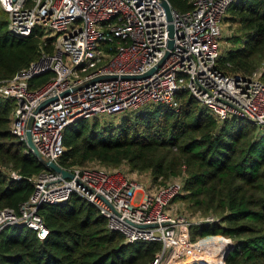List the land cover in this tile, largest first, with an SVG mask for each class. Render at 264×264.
<instances>
[{
  "label": "built area",
  "instance_id": "2783aa9c",
  "mask_svg": "<svg viewBox=\"0 0 264 264\" xmlns=\"http://www.w3.org/2000/svg\"><path fill=\"white\" fill-rule=\"evenodd\" d=\"M184 1L189 8L178 11L168 0H0L10 35L38 31L43 44L49 39L53 46L52 53L40 48L35 60L0 80V99L13 104L10 133L24 144V153H31L29 131L44 166L29 178L33 190L17 210L0 208V231L23 224L42 240L48 230L39 206L66 203L75 194L93 205L124 243L159 242L147 264H206V255L223 264L230 238L220 233L189 237L192 226L217 223L218 217L209 213L185 219L169 211L184 192V175L152 185L150 173L129 172L125 162L59 164L63 131L76 119L131 114L157 105L177 109L179 91H186L218 123L236 116L264 128L263 65L250 73L218 65L221 21L236 0ZM42 74L49 77L31 83ZM8 174L20 178L13 170Z\"/></svg>",
  "mask_w": 264,
  "mask_h": 264
},
{
  "label": "trees",
  "instance_id": "16d2710c",
  "mask_svg": "<svg viewBox=\"0 0 264 264\" xmlns=\"http://www.w3.org/2000/svg\"><path fill=\"white\" fill-rule=\"evenodd\" d=\"M168 2L178 11L189 8L184 0ZM226 12L240 35L228 37L235 46L219 58V67L250 73L261 63L264 81V0H236ZM4 16L0 80L35 60L40 48L53 52L51 40L43 44L38 31L10 35ZM48 77L39 75L31 83ZM176 98L177 109L157 105L117 124L76 119L63 131L59 164L125 162L132 170L149 171L159 183L184 175L182 195L198 210L221 215L217 223L192 226L189 237L223 234L232 241L223 264H264V128L236 116L218 123L186 91ZM12 108V102L0 99V208L17 210L33 190L29 178L44 166L32 153H24V144L10 133ZM9 170L20 178H11ZM38 214L48 230L42 240L17 225L0 231V264H147L160 249L159 242L124 243L122 234L109 230L98 210L75 194L66 203L40 205Z\"/></svg>",
  "mask_w": 264,
  "mask_h": 264
},
{
  "label": "rangeland",
  "instance_id": "374dc122",
  "mask_svg": "<svg viewBox=\"0 0 264 264\" xmlns=\"http://www.w3.org/2000/svg\"><path fill=\"white\" fill-rule=\"evenodd\" d=\"M4 13L0 10V20H4ZM226 17H228V14L226 12V14L224 15V17L222 18L221 21V38L219 40V46L221 49V53L222 55L225 54V52L229 49L232 48L234 43L232 41H230L228 39L229 36H231L232 34L235 35H240L239 31H238V25L235 22H231L230 20H228ZM5 30V29H4ZM7 31V30H6ZM235 46V45H234ZM261 65V63L259 64V66ZM142 110V109H141ZM137 112L131 113V114H124V115H113V116H109V115H100L94 118H90L87 119L89 123H93L96 122L99 125H107V124H117L120 123V121L122 119H125L126 117H130L129 119H132V117L136 114ZM91 165V161L86 163L85 165ZM129 172H137L141 175H145L147 173H149V171H136V170H132L129 166H128ZM130 175L134 176L133 173H130ZM149 175V174H148ZM143 176H135L139 179H143L142 181H144ZM150 177V176H149ZM151 179V177H150ZM159 182V181H156ZM152 185L154 184V181L152 180ZM169 211L171 214H175L177 216H182L183 218H192L195 217L197 214H202V215H206V214H214L216 217H218L220 219V213L217 212H212V211H206L203 212L201 210H198L197 208L194 207L191 199L185 197L184 195H180L178 197H176L172 203L169 206ZM206 260L208 263H213L216 264V260L214 258H212L211 256L206 255Z\"/></svg>",
  "mask_w": 264,
  "mask_h": 264
},
{
  "label": "water",
  "instance_id": "95a60500",
  "mask_svg": "<svg viewBox=\"0 0 264 264\" xmlns=\"http://www.w3.org/2000/svg\"><path fill=\"white\" fill-rule=\"evenodd\" d=\"M165 7H166V12H167V19L168 20H171L170 9H169V7L167 5ZM168 28H169V36L171 37L172 36V33H173V26L171 24H169L168 25ZM172 43L173 42L170 39L168 41V47H171L172 46ZM26 144H27L28 148L30 149L31 153L37 159H39L40 158L39 152L37 151L35 145L33 144L32 140H31V135H30V132L29 131L26 132ZM47 165L51 169L61 172L64 177H69L70 176L67 172H65L64 170L60 169L57 165H55L53 163H47ZM19 226L24 227L23 224H20ZM149 226H153V225H139V227H141V228H143V227H149ZM231 247H232V245L229 246V248L226 251H228L229 249H231ZM201 264H203V263H201Z\"/></svg>",
  "mask_w": 264,
  "mask_h": 264
},
{
  "label": "bare ground",
  "instance_id": "6f19581e",
  "mask_svg": "<svg viewBox=\"0 0 264 264\" xmlns=\"http://www.w3.org/2000/svg\"><path fill=\"white\" fill-rule=\"evenodd\" d=\"M207 264H213V263H208V262H206Z\"/></svg>",
  "mask_w": 264,
  "mask_h": 264
}]
</instances>
